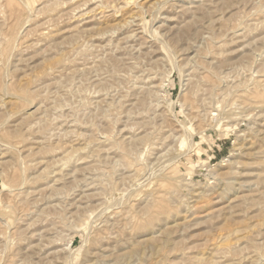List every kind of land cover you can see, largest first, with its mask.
I'll list each match as a JSON object with an SVG mask.
<instances>
[{
	"label": "rangeland",
	"instance_id": "1",
	"mask_svg": "<svg viewBox=\"0 0 264 264\" xmlns=\"http://www.w3.org/2000/svg\"><path fill=\"white\" fill-rule=\"evenodd\" d=\"M0 264H264V0H0Z\"/></svg>",
	"mask_w": 264,
	"mask_h": 264
},
{
	"label": "bare ground",
	"instance_id": "2",
	"mask_svg": "<svg viewBox=\"0 0 264 264\" xmlns=\"http://www.w3.org/2000/svg\"><path fill=\"white\" fill-rule=\"evenodd\" d=\"M194 91H195V90H194ZM194 91H193V92H194ZM244 146H245V145H244ZM238 150H240V149H238ZM240 151H241V150H240ZM221 190H222V189H221ZM223 190H224V189H223ZM203 194H204V193H203ZM205 194H206V193H205ZM205 196H206V195H205ZM204 260H205V259H204Z\"/></svg>",
	"mask_w": 264,
	"mask_h": 264
}]
</instances>
